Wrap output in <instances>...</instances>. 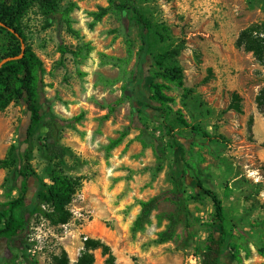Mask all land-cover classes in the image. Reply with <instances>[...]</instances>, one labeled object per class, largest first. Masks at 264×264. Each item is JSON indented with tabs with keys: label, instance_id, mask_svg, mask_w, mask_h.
I'll return each mask as SVG.
<instances>
[{
	"label": "rangeland",
	"instance_id": "1",
	"mask_svg": "<svg viewBox=\"0 0 264 264\" xmlns=\"http://www.w3.org/2000/svg\"><path fill=\"white\" fill-rule=\"evenodd\" d=\"M113 3L125 5L126 13ZM133 3L150 28L145 77L136 88L132 72L142 41L132 2L58 0L50 20L35 2L25 13L22 29L44 70L38 111L71 124H56L64 156L53 162L44 155V129L36 127L31 165L46 183L53 172L70 177L76 192L67 224L34 216L25 232L0 238V264H54L62 251L76 264L84 238L100 236L125 250L113 264H199L214 209L196 180L223 202L226 232L237 247L229 252L240 258L228 256V264H264L257 252L264 241V114L255 103L264 65L236 44L253 25L264 33V0ZM164 67L180 69L182 88L156 72ZM149 83L163 85L173 99L164 112L142 109L141 98L153 96ZM234 95L239 112L230 108ZM29 118L24 101L0 111V204L18 196L22 179L13 148H26ZM121 133L120 145L107 152ZM175 174L182 211L174 233L166 232L167 216L178 211L172 198L158 205L142 231L132 232L137 203L171 192ZM34 186L29 179L26 204ZM94 257V264H106L100 250Z\"/></svg>",
	"mask_w": 264,
	"mask_h": 264
},
{
	"label": "trees",
	"instance_id": "2",
	"mask_svg": "<svg viewBox=\"0 0 264 264\" xmlns=\"http://www.w3.org/2000/svg\"><path fill=\"white\" fill-rule=\"evenodd\" d=\"M35 2L39 3L47 20H50L58 12V0H0V63L6 60L0 66V111L6 109L11 103L24 101L30 113L29 122L25 128L24 144H26V148L22 153L13 148L18 161V177L22 179L18 196L0 204V238L6 239H12L18 233L25 232L29 226V218L34 216L47 220L52 226L67 224L72 217L68 206L76 192V185L70 177L60 172H53L49 175L46 183L38 177L31 165L33 147L30 141L37 126H42L44 129L43 150L45 158L49 162L61 160L64 156V149L55 143L56 124L71 126L69 121L58 120L42 106L39 112L35 103L41 93V76L44 70L42 62L28 44L22 29V19L29 7ZM128 2H132L130 5L132 19L138 26L142 41L132 72V80L135 81L134 87L136 88L137 82L143 81L145 77L150 28L133 0H128ZM112 5L119 8L120 13H126L125 5H116V3ZM106 11L107 9H103L101 15H104ZM68 27L70 28L69 25ZM261 34L263 37H260ZM236 44L245 51L251 52L254 58L261 65H264V33L259 31L257 25L242 30ZM19 55L22 56L17 58ZM160 70L163 72V77L172 81L177 87H183L179 68L164 67L156 70V72ZM148 87L153 92V96L147 97L146 100L141 98L142 109L164 112L167 103L173 102V99L165 96L161 84L149 83ZM233 98L235 101L233 104L231 103L230 108L239 112L236 105L238 98L236 95ZM255 103L259 113L264 114V89L257 94ZM182 122L185 125L184 121ZM196 129L197 127H193V130ZM124 137L125 134L121 133L119 137L110 140L106 151L109 152L117 148ZM29 179L34 180L35 186L32 198L26 204ZM196 185L210 199L214 209V222L203 243L199 264H228L226 261L228 256L239 262L238 251L235 254L229 252L235 251L237 247L232 244L230 236L226 232V214L222 200L212 190L202 187L200 181L196 180ZM170 198L178 204V211L167 216L168 227L166 232L168 235H172L182 211V185L181 176L178 174L173 176V190L171 192L158 194L137 203L139 212L132 223L131 231L134 233L142 231L150 223L152 212L157 209L162 201ZM97 250L101 251L102 256L107 257L106 264H113L114 257L109 246L99 239L90 238L84 241L83 249L76 264H94V252ZM257 252L264 258V241ZM53 261L54 264H69V258L64 251H62L61 257H53Z\"/></svg>",
	"mask_w": 264,
	"mask_h": 264
},
{
	"label": "crops",
	"instance_id": "3",
	"mask_svg": "<svg viewBox=\"0 0 264 264\" xmlns=\"http://www.w3.org/2000/svg\"><path fill=\"white\" fill-rule=\"evenodd\" d=\"M124 204H126V202H121L120 204H119V207H121V206H124ZM134 212H139V206H136L135 208H134ZM90 232H93V231H90ZM95 234V233H94ZM92 238V237H91ZM99 239L104 243V244H106L107 246H109V248L111 249V253H112V255H113V257L114 258H116V259H118V258H120V257H122V253H123V251H125L124 250V248L121 250L120 248H118L117 247V242H111L108 238H105V237H102V236H100L99 237ZM118 239V238H117ZM119 239L122 241V238L121 237H119ZM118 244H120V243H118ZM98 251V250H97ZM96 252V251H95ZM94 252V253H95ZM118 253V254H117Z\"/></svg>",
	"mask_w": 264,
	"mask_h": 264
},
{
	"label": "water",
	"instance_id": "4",
	"mask_svg": "<svg viewBox=\"0 0 264 264\" xmlns=\"http://www.w3.org/2000/svg\"><path fill=\"white\" fill-rule=\"evenodd\" d=\"M22 49H23V47H22ZM22 55H19L17 58H20ZM6 60H4V61H2L1 63H0V66H1V64L2 63H4Z\"/></svg>",
	"mask_w": 264,
	"mask_h": 264
},
{
	"label": "built area",
	"instance_id": "5",
	"mask_svg": "<svg viewBox=\"0 0 264 264\" xmlns=\"http://www.w3.org/2000/svg\"><path fill=\"white\" fill-rule=\"evenodd\" d=\"M87 238H84V241L86 240Z\"/></svg>",
	"mask_w": 264,
	"mask_h": 264
}]
</instances>
